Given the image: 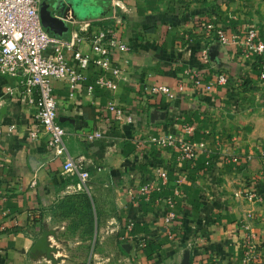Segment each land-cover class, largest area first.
Here are the masks:
<instances>
[{
    "label": "crops",
    "instance_id": "0c3cea01",
    "mask_svg": "<svg viewBox=\"0 0 264 264\" xmlns=\"http://www.w3.org/2000/svg\"><path fill=\"white\" fill-rule=\"evenodd\" d=\"M235 1L87 0V14L76 15L68 7L62 19L67 29L53 33L67 38L72 19L105 18L113 6L121 15L120 29L131 51L120 57L122 72L114 89L94 97H70L68 87L56 81L54 95L58 121L67 131L68 157L86 163L91 176L88 188L97 212L98 206L115 207L118 214L113 221L122 225L133 221L139 229L135 238L154 240L146 252L155 256L145 264L169 259L171 264H181L187 254L190 264H241V222H247L264 240L261 67L255 65L258 71H251L255 83L261 80V87L221 88L216 96H203L187 86L171 102L163 99L141 106L140 100L144 87L166 84L177 90L179 83L188 80L187 69L202 67L200 52L213 43L207 42L208 34L196 20L207 14L219 15L221 3L238 7L239 2H246L248 6L241 7L244 13L233 11L227 20L236 26L245 22L240 19L245 17L246 22L262 25L264 31V0ZM224 50L229 52L221 47L223 58L227 55ZM109 105L137 111L141 120L134 125L111 122L114 110ZM155 110L166 111V119L152 122L150 115ZM36 112L16 79L0 75V264H52L42 253L33 254L32 248L44 230L56 229L57 204L64 191L80 188L77 178L62 172L66 157H56L44 139L29 137ZM97 123L110 128L102 140L86 142L84 134ZM190 127V139L200 148L193 163L181 160L173 148L159 149L150 143L140 147L151 133L187 137ZM160 167L166 170L169 183L163 193L145 200L138 188L155 179ZM180 170L186 173L174 207L177 228L168 234L164 231L163 196L172 192ZM249 191L259 199L250 200ZM103 232L100 225L99 236ZM181 245L184 248L180 249ZM70 248L56 246L54 258ZM57 264L69 263L62 259Z\"/></svg>",
    "mask_w": 264,
    "mask_h": 264
},
{
    "label": "built area",
    "instance_id": "2783aa9c",
    "mask_svg": "<svg viewBox=\"0 0 264 264\" xmlns=\"http://www.w3.org/2000/svg\"><path fill=\"white\" fill-rule=\"evenodd\" d=\"M43 1L0 0V75L16 79L26 102L36 108L35 122L29 137L34 141L44 139L46 147L56 157H66L62 172L77 178L80 185L88 190L91 176L86 163L80 158L68 157L65 143L67 131L58 121L54 82L64 83L70 97H94L96 94L109 93L122 72L120 57L129 53L131 47L122 35L121 15L115 6L105 18L72 19L70 34L64 38L53 35L44 28L41 20ZM196 23L204 31H212V42L218 41L221 47L228 50L230 42L223 27L219 24H204L202 19H197ZM84 46L88 47V51L83 50ZM244 46V58L253 59L261 67L260 77L264 79V31L258 27H250ZM200 59L202 67L187 69L188 80L179 83L177 90L166 84L144 87L140 94L141 106L161 103L163 99L171 102L187 86L191 90L200 91L199 95L203 96H216L221 88L230 91L232 87H238L230 73L213 68L207 46L201 50ZM109 108L114 110L111 122L134 125L142 117L137 111L130 113L112 105ZM108 129L104 124L97 123L93 130L84 134V140H102ZM186 133L187 137L169 132L151 133L146 141L140 142V147L150 143L159 149L173 148L181 160L193 163L200 148L197 142L189 139L193 135V128H188ZM156 173L155 179L138 188V194L145 200H150L156 193H163L169 183L166 170L160 167ZM185 173L180 170L174 180L172 192L163 196V204L166 206L164 231L168 234L177 228L174 207L185 181ZM32 183L35 184L34 181ZM247 197L250 200L259 199L253 191H249ZM239 226L241 264H264V240L251 230L247 222H241ZM128 228L131 229V226L128 225Z\"/></svg>",
    "mask_w": 264,
    "mask_h": 264
},
{
    "label": "rangeland",
    "instance_id": "374dc122",
    "mask_svg": "<svg viewBox=\"0 0 264 264\" xmlns=\"http://www.w3.org/2000/svg\"><path fill=\"white\" fill-rule=\"evenodd\" d=\"M232 1L234 2L235 0ZM229 2L218 5L217 11H219V15L217 13L211 16L207 14L202 16L201 19L204 21V24L211 23L218 25L220 23L219 26L224 28L230 42L228 50L232 52L231 54L224 50V53L227 55L223 59L228 63V68L224 71L234 76L238 87H249L251 85L261 87L259 86L260 78L258 79L260 81L255 83L251 76L253 71H258L255 68L256 64L253 62V59L244 58L243 50L248 29L250 27H258L263 31L262 25L256 22H246L245 17H240L245 22H240L241 25L234 26L233 22L227 20V18L231 17L230 14L233 11L242 10L241 12L244 13L241 7L246 8L248 4L246 2H239L238 7L240 8H238L237 5L234 6ZM202 31L209 35L206 39L208 43L217 42H212L214 41L212 31L210 33ZM236 62L240 63V65H236ZM249 79L252 80L249 81ZM190 140L192 141V139ZM79 187V190H74L71 187L69 190L64 191L60 199L63 204L60 210L62 213L60 214L59 211L58 217L56 216L57 227L54 229L56 237H50V245L71 248L65 251L64 255H60L56 259H65L69 264H145L148 260L152 261L155 255L146 252V248L154 244V240L135 238V233H139V229L135 227L133 221H127L123 225L113 221L116 219V214H118V210L115 207L108 205L98 206L100 210H98V218L97 216L95 217L93 231H89L88 208L80 197V194L86 192L91 197L90 190L89 188L88 190L84 189L81 185ZM100 225L103 226L104 232L99 236ZM128 225L131 226V229L128 228ZM171 241L173 240L171 239ZM163 245H166V243L164 242ZM179 248H184V245L179 246ZM158 258L160 257H154V260ZM160 262L162 264L172 263L171 259L166 262Z\"/></svg>",
    "mask_w": 264,
    "mask_h": 264
},
{
    "label": "water",
    "instance_id": "95a60500",
    "mask_svg": "<svg viewBox=\"0 0 264 264\" xmlns=\"http://www.w3.org/2000/svg\"><path fill=\"white\" fill-rule=\"evenodd\" d=\"M70 7L72 10L77 9V1L73 0H44L41 4V20L45 29L54 34H60L61 29H67L63 22V17L66 9ZM208 57L215 70H227L228 63L222 57L221 45L217 41L208 47ZM166 111L155 110L151 113L150 119L154 121L165 120ZM56 237L55 230L46 229L42 232L39 239L35 242L32 253H42L51 261L52 264H57L58 259L54 258L53 253L57 252L56 247L50 245L49 238ZM188 254L184 256L181 264H190Z\"/></svg>",
    "mask_w": 264,
    "mask_h": 264
},
{
    "label": "trees",
    "instance_id": "16d2710c",
    "mask_svg": "<svg viewBox=\"0 0 264 264\" xmlns=\"http://www.w3.org/2000/svg\"><path fill=\"white\" fill-rule=\"evenodd\" d=\"M80 197L83 199V201L85 202L86 207L88 208L89 231L92 232L93 231V227H94L95 217L97 216V218H98L97 209H96V207L94 205L92 197H90L88 195V193L83 192V193L80 194ZM92 204L94 205V209H93V205ZM62 206H63L62 201H59L58 204H57L58 210H61ZM61 213L62 212L60 211V214Z\"/></svg>",
    "mask_w": 264,
    "mask_h": 264
},
{
    "label": "flooded vegetation",
    "instance_id": "af4514ba",
    "mask_svg": "<svg viewBox=\"0 0 264 264\" xmlns=\"http://www.w3.org/2000/svg\"><path fill=\"white\" fill-rule=\"evenodd\" d=\"M77 1V9L73 10L76 15H85L87 14V0H73Z\"/></svg>",
    "mask_w": 264,
    "mask_h": 264
}]
</instances>
